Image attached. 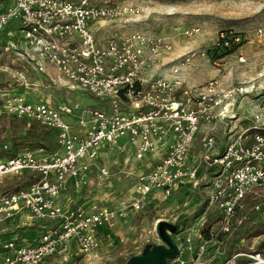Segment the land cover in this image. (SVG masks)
Returning a JSON list of instances; mask_svg holds the SVG:
<instances>
[{"label": "built area", "instance_id": "1", "mask_svg": "<svg viewBox=\"0 0 264 264\" xmlns=\"http://www.w3.org/2000/svg\"><path fill=\"white\" fill-rule=\"evenodd\" d=\"M111 1L0 0V36L8 49L21 51L20 57L26 56L25 49L33 51L36 59L28 60L38 73L50 76L51 71L68 89L98 100L88 108L78 103L31 102L17 93L1 100L0 118L41 124L55 133L57 150H27L0 159V176L25 171L41 176L0 196V225L29 215L44 229L33 243L1 242L0 264H44L61 256L77 258L73 264H93L103 248L99 229L117 221L120 211L97 205L70 208L60 197L70 187L88 186L93 170L99 180L109 178V168L98 164L107 148L122 153L132 150L138 161L157 157L156 166L136 184L132 201L136 212L149 205L154 193L170 198L179 187L196 189L212 170L208 201L218 213L219 228L209 230L210 237L205 239L201 229L208 222L207 214L198 216L196 233L184 238L185 245L177 243L180 254L169 264H210V242L220 243V234L228 236L239 229L237 218L245 203L264 189L263 134H254L247 142L246 133H240L222 150L212 135L205 134L195 145L202 126L228 118L233 91L223 93L218 80L193 87L181 74L186 66L199 65L196 61L219 67L221 51L234 50L241 36L221 32L207 52L188 53L166 68L164 54L173 47L162 35L136 31L99 43L97 24L143 14L138 5ZM201 34L198 27L182 32L185 38ZM164 69L169 77L163 75ZM73 117L75 121L68 120ZM254 118L260 124L257 129L264 128V102ZM41 153L46 157L39 159ZM254 209L261 210L260 205ZM179 227L181 233L182 223ZM225 264H264V254L237 253Z\"/></svg>", "mask_w": 264, "mask_h": 264}, {"label": "rangeland", "instance_id": "2", "mask_svg": "<svg viewBox=\"0 0 264 264\" xmlns=\"http://www.w3.org/2000/svg\"><path fill=\"white\" fill-rule=\"evenodd\" d=\"M119 1L121 0L111 2ZM123 1L127 2V6H140L143 14L136 18L128 17L97 24L95 29L99 43L104 44L110 37L128 35L136 31L162 35L173 47L170 53L164 54L163 60L168 63L166 68L174 64L172 61L177 62L176 59L188 53L207 52L213 47L221 32L238 33L242 38L239 46L235 48V52L220 53L219 67L204 60L196 61L199 65H188L181 73L185 79L188 78L186 80L190 86H204L209 81L218 80L223 93L231 91L234 93L228 118L223 122L217 121L211 126H202L196 144L199 145V140L205 134H210L222 150L229 140L240 133H246L247 142L254 138V134L264 135V128L257 129L260 124L255 122L254 118V113H257L258 107L264 102V0ZM192 27L202 29V34L197 37L182 36L186 28ZM0 41L4 44V52L0 50V103L9 93L24 95L31 102L45 101L52 106L60 103H78L82 108H88L98 103V100L91 95L68 89L58 81L53 72L49 71L50 76L48 73H38L32 67L34 62L28 60V58L36 59L33 51L25 49L22 52L26 56L20 57L18 54L21 51L15 53L9 50L6 42L1 40V36ZM74 119L73 117L68 120L73 122ZM34 125L42 126L33 121L19 120L11 116L0 118V149L5 145L10 146L13 140L24 141L26 132ZM8 148L5 147L4 150ZM27 150L29 149L20 148L19 155ZM46 155L38 154V158H44ZM156 160L157 157L148 156L138 161L132 150L122 153L112 152L107 148L103 150L98 164L109 168V178L99 180L97 172L93 170L88 186L80 190L70 187L61 195L62 203L65 202L70 208L79 205L87 207L97 205L120 211L119 219L112 225L104 227L103 248L94 258L93 264L122 262L125 264L131 255L142 254L146 245L159 244L155 225L161 220L178 222L179 226L182 223V232L173 235L174 240L182 246L185 245V237L196 233L195 223L200 216L199 213L207 214L208 218L201 232L208 228L214 232L218 230V213L209 206L208 201L213 178L212 170L206 173V178L196 189L179 187L170 198L157 192L152 195L150 204L141 212L133 210L132 201L136 184L142 175L156 166ZM32 174L30 171H25L19 175L0 176V196L29 185L31 182L28 178ZM259 193V197L250 198L245 203V210L240 212L237 218L240 228L227 236V243L222 245L217 241L210 242L209 256L212 257L210 264H225L226 259L237 253L255 252L264 242V189ZM258 204L261 210L256 211L254 207ZM184 220L186 223L182 222ZM11 224L7 225L9 228L4 239L10 240L12 234L22 235L24 232L27 236L35 238L44 232L43 227L36 222H28L25 225L20 222ZM0 226L6 227V224ZM52 227V225L48 226V228ZM262 252L264 253V248ZM76 260L75 257L72 259L61 256L49 258L44 264H73Z\"/></svg>", "mask_w": 264, "mask_h": 264}, {"label": "trees", "instance_id": "3", "mask_svg": "<svg viewBox=\"0 0 264 264\" xmlns=\"http://www.w3.org/2000/svg\"><path fill=\"white\" fill-rule=\"evenodd\" d=\"M0 50L4 52V44L1 41H0ZM232 51L235 52V49L230 50V51H224V52L229 53ZM218 57H220V55ZM26 133L27 134H26V138L24 139V141H21L20 139L13 140V142H11L10 146L5 145L4 148H1L0 149V159L8 158V157H15V156L19 155L20 148H27L31 151H36V150H39L41 148H44V149H46L47 152H54L57 150L56 140H55L56 135L51 130H49L43 126L39 127V126L34 125ZM5 147L6 148L9 147L8 150L7 149L4 150ZM28 179L32 183V182L40 180L41 176L32 174ZM202 214L199 213L198 215H202ZM184 222H185V220L183 221V223ZM203 235H204V238L208 240V238L210 237L209 228L205 229L203 231ZM218 239L220 240V243L222 245H225L227 243L226 242V240H227L226 235L224 236V235L220 234ZM144 248H143V250H144ZM262 248H264V242L260 245V247L257 250H255V252L263 253ZM132 256H134V255H131L130 257H132ZM170 261L171 260H169V263H170ZM121 264H124V263L122 262Z\"/></svg>", "mask_w": 264, "mask_h": 264}, {"label": "water", "instance_id": "4", "mask_svg": "<svg viewBox=\"0 0 264 264\" xmlns=\"http://www.w3.org/2000/svg\"><path fill=\"white\" fill-rule=\"evenodd\" d=\"M156 228L159 244L146 245L142 254L130 257L125 264H169L180 254L179 244L173 239L180 233L179 223L161 220Z\"/></svg>", "mask_w": 264, "mask_h": 264}, {"label": "crops", "instance_id": "5", "mask_svg": "<svg viewBox=\"0 0 264 264\" xmlns=\"http://www.w3.org/2000/svg\"><path fill=\"white\" fill-rule=\"evenodd\" d=\"M170 73H169V70L167 69V70H165V73H164V75L165 76H167V75H169ZM186 79H188V78H186ZM200 136V135H199ZM198 136V137H199ZM198 143V142H197ZM196 146H197V144H195ZM199 146V145H198ZM197 146V147H198ZM70 189V188H69ZM60 202L62 203L63 201H62V199H60ZM150 204V203H149ZM64 205L65 206H67L68 207V205L64 202ZM15 222H20L22 225H25V223L27 224L28 222H36L37 224H39V225H41L39 222H37V221H35L32 217H30L29 215H24V216H22V217H20V218H18ZM14 221L13 222H10V223H7L6 224V227L5 226H0V227H2V228H0V234L1 233H3V235H0V243L1 242H8V241H11V240H16V241H20V242H26V243H33V242H35L36 240H38V239H40V237H41V235L40 236H37V237H35V238H33V237H29V236H27L26 234H25V232H24V234H22V235H20V234H12L11 236H10V240H7V239H4L5 237H7L6 235H5V233H7L8 232V230H7V228H9V226L10 225H12L11 223H15ZM183 222V221H182ZM171 223V222H170ZM7 225H9V226H7ZM20 227V226H19ZM41 227H43L42 225H41ZM6 228V229H5ZM43 229V228H42ZM104 229V227H102V228H100L99 229V238L101 239V242H102V245L104 244L103 243V239H104V234H103V230ZM12 231V230H11ZM108 234V233H107Z\"/></svg>", "mask_w": 264, "mask_h": 264}]
</instances>
